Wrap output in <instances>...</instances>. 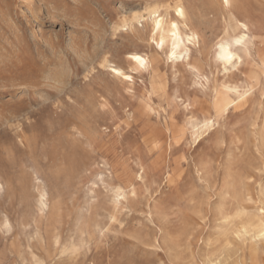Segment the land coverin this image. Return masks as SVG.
I'll return each mask as SVG.
<instances>
[{
    "label": "rangeland",
    "instance_id": "374dc122",
    "mask_svg": "<svg viewBox=\"0 0 264 264\" xmlns=\"http://www.w3.org/2000/svg\"><path fill=\"white\" fill-rule=\"evenodd\" d=\"M174 1L0 0V264H264V241L235 234L264 222V3L247 0L255 45L225 77L212 49L243 11L180 0L198 78L170 67L145 19ZM134 50L154 68L129 63Z\"/></svg>",
    "mask_w": 264,
    "mask_h": 264
},
{
    "label": "bare ground",
    "instance_id": "6f19581e",
    "mask_svg": "<svg viewBox=\"0 0 264 264\" xmlns=\"http://www.w3.org/2000/svg\"><path fill=\"white\" fill-rule=\"evenodd\" d=\"M214 1H216L225 11H230L233 8L236 9V10H242L243 11L241 13L242 14L241 17L235 19L236 20L237 31L233 33V32H231V30H229V28H225L224 29V33H223V36L220 37L215 42V47H214V49H212L213 50L212 51L213 52V54H212L213 62L214 63H217L220 66H222V69L224 71L225 77H227V76L231 75V74L228 75V73L232 70V68L239 69L238 67L240 65H242L243 56L244 55H246V56L249 55L250 56L251 50L254 48V45H255V37H254V34H253V27L254 26L257 27V26H259V24L257 22H254L253 19H251V17H249V14L252 13V12H255V10L257 8L256 7H252L253 8L252 9L250 7V5L248 6L249 2L247 0H214ZM255 1H256V3L257 2L260 3V5H263V3H264V0H255ZM258 6H259V4H258ZM259 7H258V9H259ZM170 8H172V10H173V14L172 15H169V12H168V10ZM145 11H146V14H147V17H145V19L146 20L149 19V24H150L149 26H150L151 38H152L153 42L155 43V45L158 47L159 51L161 53L165 54L166 60H167V62H169L168 64L170 65V67L175 68L177 62L178 61H181L182 64H184L189 69H191V71L194 70V72H195L194 74L198 78H200V76H202L201 75V72H199L196 64L194 63V60H195L194 54H195L196 51H200V48H199V32L192 25L191 19L189 17L188 9L184 5V3L182 1H180V0H176L173 3H167L164 7L163 6H155V5L149 6V7L146 8ZM259 11H261V10H259ZM223 13H224V11H223ZM258 13H260V12H258ZM141 18H144V15L142 13H136V14H133L131 17H124V18H122V23H123V25H130V27H131L132 24H133V21L134 22L135 21H138ZM262 29H263L262 31H264V28H262ZM260 30H261V28H260ZM257 35H259V34L257 33ZM261 47H260V49H261ZM256 52H258V51H256ZM255 59H256V57H255ZM153 60L154 59H151L150 56L147 53H143V52H140V51L134 50V51H130L128 53V61H129V63H131V64H133L135 66H138L139 68H144L146 70H149V69L152 70L154 68V66H153ZM105 61L108 62V60H105ZM253 61H255V60H253ZM181 62H180V64H181ZM180 64H178V65H180ZM108 66L110 67L109 69H110V72L112 73L113 76H115V77H117L120 80H123L125 82L130 81L132 83L134 77L130 73H127L126 71H124V68L122 69V67H119V66H117L115 64L114 65L111 64V65H108ZM205 82H207V84H208V80L207 79H205ZM235 85H237V84H235ZM235 85H232L231 88L232 89H236V86ZM252 87H254V86H252ZM206 88H208V86H206ZM249 89H250V87L248 86L246 88L245 92L248 91ZM203 90H204V88H203ZM214 94H216V93L214 92ZM228 103H229V101L226 102L225 105H227ZM213 104L215 105V101H213ZM213 104L210 103V105H213ZM209 108H210V106H209ZM210 111H209V113H210ZM223 114H224V112H223ZM192 118L193 117H190V119H192ZM209 118H211V117H209ZM209 118H204L201 123L196 122V121H192L191 122L192 123V135L195 134V136H196V137L194 136L195 139L197 137H200L203 133H205L206 131H208L210 129V126L212 125L211 124L212 120L209 119ZM212 119H213V117H212ZM187 130H188V128H187ZM154 141H156V139ZM141 167H140V169H141ZM141 174L139 173V176L140 177H141ZM38 181H40V180H38ZM1 185L2 184L0 183V189L2 188ZM33 186H35V185H33ZM130 188L132 189V186H130ZM131 189H129V191H131ZM45 192L46 191H43L42 189L37 192L36 202L38 203V205L40 207H44L46 205V197L47 196L45 197ZM125 196H126V194H125ZM257 201H255V202H257ZM259 203H261V202H259ZM262 204H263L262 210L264 211V201H262ZM238 205H239V203H238ZM260 211L261 210H259V212ZM5 219H3V221ZM3 224L5 225V223H3ZM239 233H241V234H249V233H251V237H252L253 243L255 244L256 248L257 249L259 248L260 250L262 249L261 248L262 247L261 246L262 244H260V242H263L264 241V222L259 223V224L254 225V226L246 225V224H241L239 226V228L237 229V231H235V234H239ZM229 238H231V237L229 236ZM235 238H233V239H235ZM229 241H230V239H229ZM228 244H229V242H228ZM237 244L239 245L238 241H237ZM257 249H255V252H256ZM230 250L232 252L233 248L230 249ZM235 250L237 251V249H235ZM235 250H233V251L235 252ZM240 252L241 251H239V253ZM257 252H258V250H257ZM259 253H262V252H258V254ZM226 254L228 255V253H226ZM233 254L234 253H231V256ZM223 256H225V255H223ZM244 256H245V258H240L241 257V253H240V257L237 259V262L235 264H260V262L257 261V258H256L257 256L255 257V256H252L251 254L249 255V257H246V254H244ZM260 256H261V254H260ZM223 259H227V258H224L223 257ZM247 259L249 260L248 263L246 262ZM258 259H259V256H258ZM206 260H208V259H206ZM228 260L227 261L225 260L226 264L229 263ZM221 261L222 260H220L218 262V264H220Z\"/></svg>",
    "mask_w": 264,
    "mask_h": 264
}]
</instances>
